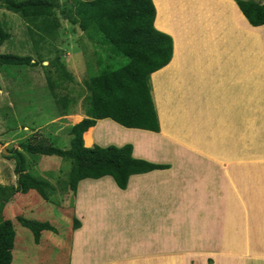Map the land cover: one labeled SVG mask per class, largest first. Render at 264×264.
<instances>
[{"label":"rangeland","instance_id":"rangeland-1","mask_svg":"<svg viewBox=\"0 0 264 264\" xmlns=\"http://www.w3.org/2000/svg\"><path fill=\"white\" fill-rule=\"evenodd\" d=\"M77 1H58L56 15L62 26L55 39H42L38 33L31 36L26 22L17 13L0 8V20L11 34L0 46V54L32 55L39 60L35 67L0 65V184L17 185L16 160L9 156L11 151H19L25 156L32 174L55 186L48 200L36 191L26 195L14 193L8 197L3 215L13 220L16 231L12 264H73L74 259L76 264H86L84 253L77 254L73 229L74 218L80 219L74 206L79 185L75 192L67 187V174L72 163L58 156H36L22 147L34 138L44 136L56 147L69 149L71 126L80 120L76 115H85L84 98L89 94L86 80L90 71L99 68L96 54L99 46L97 40L90 39L79 24L62 13L64 9L74 8ZM256 1L264 4V0ZM56 58L66 65L74 80L52 91L48 87L44 65ZM64 97L72 101L67 115L62 112L63 102H59ZM255 137L258 139L248 143V147L246 143H239L231 157L213 159L216 165L209 158L175 160L173 169L176 172L171 173L177 177L173 183L174 229L170 228V220L158 218L153 222L154 226H159V232L162 225L165 228L159 234L158 249L155 246L152 259L144 260L145 264H264V135L259 125L255 127ZM191 175L201 181L202 187L197 190L199 196L192 195L195 186L191 190L184 181ZM182 195L187 200L182 199ZM142 200L137 203L138 208L142 202L147 205L158 201ZM194 200L197 205H190L195 203ZM109 204L112 213L104 204H90L94 215L107 218L108 230L98 232L94 228L96 238L92 241L103 255L105 246L122 247L130 240L125 224L119 219L116 221V203L110 201ZM156 207L152 205L150 209ZM161 212L165 210L161 209ZM20 216L50 222L57 232L46 231L41 242L36 243L33 233L19 224ZM99 216L96 219L102 220ZM99 224L96 220L92 222L95 227ZM109 225L122 228V231L115 228L111 232ZM78 246L83 249L84 243Z\"/></svg>","mask_w":264,"mask_h":264},{"label":"crops","instance_id":"crops-1","mask_svg":"<svg viewBox=\"0 0 264 264\" xmlns=\"http://www.w3.org/2000/svg\"><path fill=\"white\" fill-rule=\"evenodd\" d=\"M153 2L155 27L174 42L171 62L151 75L161 130L126 128L104 119L84 134V141L85 136L92 139L90 145L85 144L87 147L100 143L108 146L109 142L117 146L132 144L134 157L170 168L133 175L125 190L110 176L79 183L74 206L81 227L74 233L77 254L84 253L86 264H145L144 260L152 259L155 246L158 249L159 234L165 228L162 225L159 232V226L153 222L158 218L170 220V228L174 229L173 183L177 177L171 173L176 172L175 160L209 158L216 165L213 159L231 157L239 143L248 147V143L256 141V126L264 135V25H252L238 0ZM81 116L76 115L79 121L85 117ZM184 181L191 190L194 185L192 195L199 196L201 181L192 175ZM143 198L158 201L147 205L142 202L138 208L137 203ZM110 201L116 203V221L125 224L130 240L122 247L105 246L103 255L92 241L96 238L94 228L98 232L108 230L107 218L94 215L90 204H104L110 212ZM194 202L190 205H197ZM152 205L158 207L150 209ZM161 209L165 212L159 213ZM98 216L102 220L96 219ZM93 220L100 224L95 227ZM115 228L118 227L112 225L109 230L114 232ZM81 242L83 249L78 246Z\"/></svg>","mask_w":264,"mask_h":264},{"label":"trees","instance_id":"trees-1","mask_svg":"<svg viewBox=\"0 0 264 264\" xmlns=\"http://www.w3.org/2000/svg\"><path fill=\"white\" fill-rule=\"evenodd\" d=\"M58 1L0 0V8L17 13L26 22L31 36L38 33L42 39H55L62 26L56 15ZM238 4L252 25H264V4L256 0H238ZM62 13L79 24L90 39L97 40L99 68L90 71L92 73L86 80L89 94L84 98L85 117L71 126L70 148L56 147L42 136L23 144L24 150L36 156H58L70 161L72 165L67 174V187L74 192L81 181L99 180L106 176L112 177L118 187L125 190L133 175L169 169L170 165L134 157L132 144H95L87 147L92 139L85 136L84 141V134L104 119L113 120L126 128L153 132L161 130L152 97L151 75L171 62L174 42L170 35L155 27L156 8L153 0H78L74 8L64 9ZM10 36L0 20V46ZM38 62L32 55L0 54L2 66L35 67ZM44 68L48 87L52 91L74 80L59 58L51 60ZM59 102H63L62 112L67 115L71 99L64 97ZM11 153L9 157L16 160L18 182L16 186L0 184V264L13 263L16 246L14 222L3 215L8 197L14 193L26 195L36 191L48 200L55 191L50 181L29 171L21 152ZM18 222L33 233L36 243L41 242L46 231L57 232L47 221L20 216ZM80 227V221L74 218L73 229Z\"/></svg>","mask_w":264,"mask_h":264},{"label":"water","instance_id":"water-1","mask_svg":"<svg viewBox=\"0 0 264 264\" xmlns=\"http://www.w3.org/2000/svg\"><path fill=\"white\" fill-rule=\"evenodd\" d=\"M5 154L8 155L9 153L7 151H5Z\"/></svg>","mask_w":264,"mask_h":264},{"label":"bare ground","instance_id":"bare-ground-1","mask_svg":"<svg viewBox=\"0 0 264 264\" xmlns=\"http://www.w3.org/2000/svg\"><path fill=\"white\" fill-rule=\"evenodd\" d=\"M77 119H79V117H77Z\"/></svg>","mask_w":264,"mask_h":264},{"label":"clouds","instance_id":"clouds-1","mask_svg":"<svg viewBox=\"0 0 264 264\" xmlns=\"http://www.w3.org/2000/svg\"><path fill=\"white\" fill-rule=\"evenodd\" d=\"M79 229V228H78Z\"/></svg>","mask_w":264,"mask_h":264}]
</instances>
